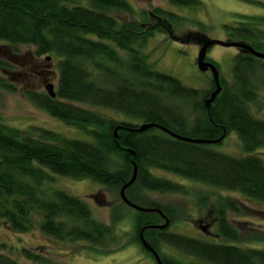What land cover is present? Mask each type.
<instances>
[{
    "label": "trees",
    "instance_id": "1",
    "mask_svg": "<svg viewBox=\"0 0 264 264\" xmlns=\"http://www.w3.org/2000/svg\"><path fill=\"white\" fill-rule=\"evenodd\" d=\"M164 1L179 9L195 10L201 5L198 0ZM118 12L133 18L119 19L113 15ZM153 13L158 21L171 25L183 21L161 8ZM134 14L126 0H0V51L17 57L21 56L19 48H27L33 50L34 58L53 56L57 65L54 98L36 89L24 90V97L49 117L92 139L71 140L35 129L38 135L32 136L31 132L0 124V227L14 233L36 227L60 242H86L104 248L114 240L111 227L95 221L79 198L51 188L53 179L48 173L73 180L87 179L118 196L120 188L131 179L132 163L136 178L125 190V197L136 206L159 210L170 223L180 214V208L162 206L148 195L187 192L178 183L157 178L151 173L153 170L264 204V162L257 154L264 149V121L256 119L248 107L256 92L247 77L256 72L258 60L246 51L236 55L231 69L235 86L230 90L222 84L224 89L206 111L204 100L215 88L212 79L210 89L201 93L155 71L139 50L166 27L143 29L145 16L141 14L144 17L137 19ZM225 28L232 31L230 37L250 41L249 46L255 51L264 48L254 41L256 34L251 27ZM188 39L200 46L207 41L193 35L184 41L189 42ZM19 77H24L22 69L0 57V90L17 92V85L22 84ZM185 107L190 108V114L184 112ZM104 111L138 124L117 121ZM142 124L205 141L234 133L243 156L218 153L209 144L178 141L157 128L136 132ZM228 209L237 212L239 208L229 203ZM134 212L132 226L139 243V231L160 225L162 218L155 212ZM122 214L112 213L110 218L116 222ZM217 214L221 239L237 242L238 232L221 210ZM143 237L156 253L163 244L195 259L194 264H264L261 250L209 244L166 230L146 229ZM20 254L26 263L0 254V264L47 263L29 249L22 248ZM162 262L177 264L164 257Z\"/></svg>",
    "mask_w": 264,
    "mask_h": 264
},
{
    "label": "rangeland",
    "instance_id": "2",
    "mask_svg": "<svg viewBox=\"0 0 264 264\" xmlns=\"http://www.w3.org/2000/svg\"><path fill=\"white\" fill-rule=\"evenodd\" d=\"M126 1L135 11L134 18L142 19L145 16L143 29L157 25L166 27V31L156 32L139 50L147 57V63L155 71L174 77L185 87L198 90L201 93L210 89L212 78L211 74H204L197 70L196 58L200 45L194 40L184 41L189 35L202 40L251 45L250 41L230 37L232 31L225 28L244 26L251 27L256 34L254 41L264 45V0H198L201 5L195 10L175 8L164 0ZM156 8L178 15L182 17L183 21L174 25L162 20L158 21L153 13ZM113 15L122 20L133 18V15L119 12ZM245 23L252 25L249 27ZM256 51L264 54V48H257ZM19 52L21 56L10 57L5 50L0 51L1 58L19 66L24 72V77L18 78L22 84L17 85V92L0 90V124L19 131L31 132L32 136L38 135L34 129L48 130L66 139L91 142L92 139L89 135L49 117L24 97V90L29 89L46 93L43 83L45 79L46 83L52 84L55 90L58 73L53 56L34 58L33 50L27 48H19ZM243 53L244 51L241 49L221 46H212L207 51L206 57L218 67L220 85L223 84L225 88L233 89L235 86L231 73L233 58ZM256 68L254 75L247 77L249 85L254 87V92H256L254 101L250 102L248 107L256 119L264 121V61L258 60ZM44 71H50V73L44 77ZM185 109L183 111L186 114L191 113L190 108L185 107ZM104 113L117 121H130L138 124L137 121L110 111H104ZM211 149L236 158L243 156L240 141L234 133L228 134L216 145L213 144ZM257 154L264 162V149L259 150ZM151 173L157 178L182 185L187 192L186 194L153 193L148 195L152 201L162 206L180 208V214H177L171 223L169 222L166 228L167 232L209 244L226 243L245 249L264 251L263 203L248 199L238 193L221 191L162 171L153 170ZM48 174L53 179L49 186L83 201L95 221L111 227L114 240L106 247L98 248L86 242L57 241L43 235L36 227L25 233H14L1 226V255L20 263H26L20 254L21 249L25 248L41 255L46 259V264H155L141 249L137 241L132 226L134 210L120 206L117 193L115 194L113 190L103 188L87 179L73 180ZM229 203L235 204L239 208L238 211H230ZM219 210L222 211L229 225L238 232L237 242L224 241L219 236L217 231L219 217L217 212ZM118 212L123 214L118 221L114 222L110 215ZM34 221L38 222L39 218H34ZM163 223L162 219L160 225ZM201 226H208L207 234L200 231ZM159 254L177 264L197 263L195 259L163 244H160Z\"/></svg>",
    "mask_w": 264,
    "mask_h": 264
},
{
    "label": "water",
    "instance_id": "3",
    "mask_svg": "<svg viewBox=\"0 0 264 264\" xmlns=\"http://www.w3.org/2000/svg\"><path fill=\"white\" fill-rule=\"evenodd\" d=\"M212 46H221V47H232V48H237V49H241L243 51H246L247 53H249L252 57H254L255 59L258 60H263L264 61V54H260L257 51H255L252 47H250L249 45L243 44V43H237V42H222V41H213V40H207L205 41L198 53H197V58H196V67L197 70L201 73H205L207 71H210L211 76H212V81L214 83V91L209 95L208 98H206L204 100V107L206 109V111H209V107L211 106L212 102L215 100V98L220 94L222 88L221 85L219 83V75H218V71L216 69V67L205 61L206 58V53L207 50L209 48H211ZM44 89L46 91V94L50 97V98H54L55 97V92L53 89V85L52 84H45ZM151 128H157L160 129L161 131H163L164 133H166L167 135H169L170 137L178 140V141H182V142H186V143H193V144H209V145H213V144H217L218 142L222 141L224 138V135H222L219 139L214 140V141H205V140H196V139H190V138H185V137H181L178 135L173 134L172 132L163 129L161 127H158L156 125L153 124H142L140 125L135 131L136 132H145ZM116 132L117 130L114 131V138H116ZM132 157H134V154L131 153ZM132 167H133V171H132V176L131 179L125 184L123 185L118 193L119 199L120 201L126 205L128 208L140 212V213H151V212H155L157 214H159L161 216V218L163 219L164 223L161 225H157V226H152V227H143L140 231H139V241L141 246L149 251L153 256L154 259L156 261L157 264H162L160 261V258L158 256V254L147 244V242L145 241L144 237H143V232L146 229H154V230H158V231H164L166 230V228L169 225V220L164 217L162 215V213L157 210V209H146V208H142L139 206H136L134 204H132L130 201L127 200V198L125 197V190L127 188H129L135 181L136 178V166L134 163H132ZM207 228L208 226H201L200 227V231L203 234H207Z\"/></svg>",
    "mask_w": 264,
    "mask_h": 264
},
{
    "label": "flooded vegetation",
    "instance_id": "4",
    "mask_svg": "<svg viewBox=\"0 0 264 264\" xmlns=\"http://www.w3.org/2000/svg\"><path fill=\"white\" fill-rule=\"evenodd\" d=\"M205 61L214 65V62L211 61V60H209L207 57L205 58ZM214 66L216 67V65H214ZM216 69L218 70V67H216ZM49 73H50V71H44V75H43V76L46 77ZM207 73L211 74L210 71H207V72H205L204 74H207ZM218 75H219V71H218ZM219 77H220V75H219ZM43 83H44V85H45V83H46V79L44 80ZM208 226H209V225H208ZM138 238H139V236H138ZM139 245H140L141 249H143V251H144V252H145V253H146V254H147V255H148L153 261H154V263L157 264L156 261H155V259H154V256H153L149 251L145 250V249L141 246L140 241H139ZM157 254H158L159 258H160L161 263L164 264V263L162 262V256H161L159 253H157Z\"/></svg>",
    "mask_w": 264,
    "mask_h": 264
}]
</instances>
